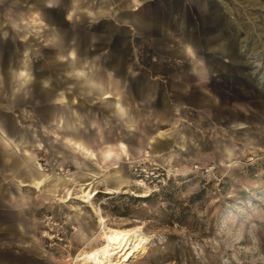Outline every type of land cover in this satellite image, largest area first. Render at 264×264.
<instances>
[{
	"label": "rangeland",
	"instance_id": "rangeland-1",
	"mask_svg": "<svg viewBox=\"0 0 264 264\" xmlns=\"http://www.w3.org/2000/svg\"><path fill=\"white\" fill-rule=\"evenodd\" d=\"M157 1L95 0L93 7L106 8V14L95 18L82 7L68 17L61 33L76 29L87 35L102 21L121 26L116 17L123 13L149 16ZM170 1L177 22L187 19L188 0ZM230 1L225 4L232 13L246 14V19L239 21L245 27V34L239 36L240 67L227 57L220 59V69L206 71L199 66L198 74L207 77L198 84L193 74L184 90L175 88L179 96L169 94L177 110L169 118H157L153 102L148 111L134 108L132 135L126 136V128L95 106L82 113L88 127L80 131L98 157L107 151L119 153L114 160L116 168L104 162L101 166L106 174L118 170L124 184L102 176L94 181L88 177L83 184L75 162L98 168L96 162L77 148H71L72 154L67 150L61 153V129L56 123L53 148L47 130L34 127L42 144L36 162L45 174H58L63 180L60 184H66L56 196L32 193L37 203L38 244L53 264H81L75 260L82 250L101 246L102 226L123 231L136 246L126 264H264V84L259 82L254 63L264 64V9L243 8ZM19 5L14 9L0 1V62L20 60L32 53L29 61L34 70L44 55L52 54L44 12H55L57 6L49 4L43 10L29 3ZM227 21L232 26L238 22L234 16ZM174 28L177 40L183 30L177 23ZM147 40L133 47L140 70L152 69L151 81L160 88L179 82L173 73L183 61L164 58ZM200 90L207 100L188 98L198 97L194 94ZM59 91L77 95L73 83ZM78 101L75 97V106ZM6 113L21 129L40 124L46 115L45 107L35 104L13 106ZM158 130L166 134L162 139L173 140L172 148L162 155L151 149ZM82 188L85 192L90 189V203L80 197Z\"/></svg>",
	"mask_w": 264,
	"mask_h": 264
},
{
	"label": "crops",
	"instance_id": "crops-1",
	"mask_svg": "<svg viewBox=\"0 0 264 264\" xmlns=\"http://www.w3.org/2000/svg\"><path fill=\"white\" fill-rule=\"evenodd\" d=\"M94 1L79 0L74 3L76 9H71L67 16L65 15V21L67 22L68 17L82 7L95 18L106 14V8L99 7L96 10L93 7ZM225 1L188 0L190 6L188 17L177 22L178 18L172 13V2L158 0L154 3L149 16L123 13L116 17L121 26L102 21L93 26L87 35L77 31V49H67L62 55L58 53L51 39H48L52 54L44 55L34 70V65L29 61L33 58L32 53L29 57L20 59L21 66L10 69L11 84L14 87L12 86V89L9 87V90L6 74L2 75L0 65V264H53L49 254L38 244L37 203L32 193L38 191L56 196L59 189L65 188L66 184L64 182L60 184V181H63L60 177L45 175L40 171L39 163L36 162V151L42 148V144L37 132L33 130L34 127L36 131L47 130L52 138L53 148L56 123L61 129V153L64 154L67 150L72 154L73 149L77 148L85 157L96 162L98 168H91L85 162H75L77 168L81 169L79 174L84 178L83 184L88 177L82 172L95 173L105 177L104 180L124 184L126 181L119 175L118 170L106 174L101 166V162H104L113 164V168H116L114 160L119 153L107 151L102 158L98 157L80 131V128L86 130L88 127L82 113L86 112L88 106H95V109L105 117L126 128V136L132 135L136 123V117L132 114L134 108L139 107L142 111H148L149 105L153 102L156 117L169 118L176 110L169 94L171 92L175 94L174 96L179 94L175 90L176 87L184 90L193 74L197 75L194 81L201 84L207 77V74H198L201 67L206 71L220 69L222 68L220 59L225 57L240 67L237 52L242 48L239 36L245 34V27L240 26L239 21L246 19V14L232 13ZM233 2L243 8L252 5L255 9H264V0ZM57 3L58 0L55 2L48 0L46 8L49 4L57 6ZM232 16L238 20L234 26L227 21ZM176 23L180 27L179 30L181 28L183 30V34L181 32L177 40L174 33ZM14 24H17L15 20ZM129 27L134 33H131ZM214 29L217 30L216 33H213ZM67 33L61 34L65 36ZM148 38L151 40L153 50L160 52L164 58L183 61L181 68L173 73L174 78L179 79L176 84L168 82L165 87L160 88L151 81L152 69L140 70L134 59L133 47L142 40L148 41ZM52 55H56L57 64L62 65V68H56L50 62ZM60 59L65 61L60 62ZM70 61H75L73 67H65ZM255 62L259 82L264 84V64H260L258 60ZM68 83L74 84V92L77 95H64L59 91ZM194 95L198 97L188 95V98L207 100L201 90ZM75 97L79 100L76 106L73 103ZM33 104L45 107L46 115L40 124L37 122L32 128L21 129L12 116L6 115V111L13 106ZM157 118L155 120H158ZM238 127L241 128L243 125L239 124ZM165 135L158 130L153 140L162 139ZM122 149L124 151L123 145ZM123 151L120 156H123ZM67 191H70V188L66 189Z\"/></svg>",
	"mask_w": 264,
	"mask_h": 264
},
{
	"label": "water",
	"instance_id": "water-1",
	"mask_svg": "<svg viewBox=\"0 0 264 264\" xmlns=\"http://www.w3.org/2000/svg\"><path fill=\"white\" fill-rule=\"evenodd\" d=\"M48 0H7L6 3L9 5H13L14 9L20 8V4H32L34 7L39 9H45L47 6ZM79 0H58L57 3V11L50 12L45 11L44 15L47 20V24L49 25V34L51 35V42L57 48V51L60 55H62L67 49H77L78 44L76 42L77 38V30L72 29L70 30L67 35L63 36L61 34L62 26L65 23V15L70 12V10H75L76 8L73 6L74 3H77ZM56 55L50 56V62L54 64L56 68H62V65L57 64V60L55 58ZM76 61V60H75ZM75 61H70L65 65V67H73ZM21 60L13 59L7 61H1L0 65L3 70V74H6L7 82H8V89L11 83V72L10 69H17L21 66ZM62 66V67H61ZM72 74V73H71ZM73 76V75H72ZM39 87V86H38ZM173 140L169 139H154V143L151 144V149L155 154H166L173 146ZM118 183V181H116Z\"/></svg>",
	"mask_w": 264,
	"mask_h": 264
},
{
	"label": "bare ground",
	"instance_id": "bare-ground-1",
	"mask_svg": "<svg viewBox=\"0 0 264 264\" xmlns=\"http://www.w3.org/2000/svg\"><path fill=\"white\" fill-rule=\"evenodd\" d=\"M39 166H40V171L43 174H45L40 164ZM82 174H84L89 178H92L93 181L95 179L100 178V176L95 173L82 172ZM45 175L55 176V177L57 176L56 178H59L58 174H45ZM41 177L42 176L40 175L39 178ZM87 185H91V183H88ZM84 189L85 188L80 189L82 193L80 197H83L85 199L83 200L84 202L90 203V200L92 198V193L90 189L87 192H85ZM72 192L73 191H71L70 196ZM100 240L102 241L101 246H99L94 250H82L80 254L77 255L78 257L75 260V262L76 263L80 262L81 264H118V262L121 261V263L126 264L128 261H130L132 257L131 253L136 249V246L127 239L125 233L117 229L106 228L102 226L100 231Z\"/></svg>",
	"mask_w": 264,
	"mask_h": 264
}]
</instances>
